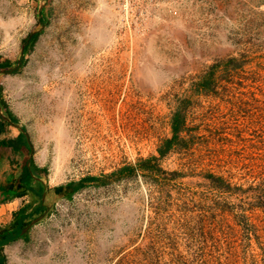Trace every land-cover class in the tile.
Returning <instances> with one entry per match:
<instances>
[{
  "label": "rangeland",
  "instance_id": "1",
  "mask_svg": "<svg viewBox=\"0 0 264 264\" xmlns=\"http://www.w3.org/2000/svg\"><path fill=\"white\" fill-rule=\"evenodd\" d=\"M6 59L49 195L4 264H264V0H0Z\"/></svg>",
  "mask_w": 264,
  "mask_h": 264
},
{
  "label": "crops",
  "instance_id": "2",
  "mask_svg": "<svg viewBox=\"0 0 264 264\" xmlns=\"http://www.w3.org/2000/svg\"><path fill=\"white\" fill-rule=\"evenodd\" d=\"M3 121H5L4 126L0 128V150L3 152L0 161L3 160V156L10 162L14 161L15 169L13 168L6 175L0 172L1 209L10 213V217L15 214L16 223L25 225L28 221H33L43 214L49 192L43 190L45 180L42 177L41 165L35 161H33L34 164L31 162L30 150L22 136L21 127L23 125L18 122L12 123L5 114H1L0 122ZM42 191H44L43 194ZM38 198L41 203L35 207V211H26L24 205ZM7 216L9 217L8 214ZM8 217H3L0 213V221L7 220Z\"/></svg>",
  "mask_w": 264,
  "mask_h": 264
},
{
  "label": "trees",
  "instance_id": "3",
  "mask_svg": "<svg viewBox=\"0 0 264 264\" xmlns=\"http://www.w3.org/2000/svg\"><path fill=\"white\" fill-rule=\"evenodd\" d=\"M41 31L42 30L39 29V30H34L33 32H31L29 34V37H28V43L34 42L39 37ZM232 60H234V59L233 58L232 59H228L227 63L232 61ZM21 64H23V62L19 63L18 67H15V66L12 65V61L10 59H6V60L0 62V68H2V71L15 72V71L20 69ZM213 75H214V73L213 74L211 73V75L208 74V75H206L203 78V80H202V83H203L202 86L203 87L207 88L211 84V82L213 81ZM5 116L12 123L18 122V119L10 111H7ZM4 122L5 121L0 122V128L2 126H4ZM21 128H22V136L24 137L29 150H31L32 149V144H31V142L29 140V136H28V133L26 131V128L24 126H22ZM167 142L171 143V139H169ZM1 143L5 144V142H1ZM31 162H32V164H34L32 159H31ZM143 165L146 166L145 164H143ZM143 165H141V166L143 167ZM133 168L134 167L131 166V165H124L123 167L120 168L119 172H122V171H125V170H129V169H133ZM112 174H114V173H112ZM217 178H219V177H217ZM99 179H100L99 176L88 175V176L82 177V178H80L78 180L71 181L69 183V186L71 188V191L75 192V191L80 190L83 187H86L88 184H90L92 182L98 181ZM263 194L264 193H261L260 195H258L257 200H256V202L254 204H256L257 207L263 208V210H264V195ZM15 226L16 227H14L12 230H8L7 229V230H5L3 232L2 236H1L2 237V239H1L2 240L1 241V243H2L1 244V249L3 248L4 244H6L9 241H11V240L23 235V229H24L23 224H21V223L18 224V222H17ZM0 264H4V256L0 257Z\"/></svg>",
  "mask_w": 264,
  "mask_h": 264
},
{
  "label": "built area",
  "instance_id": "4",
  "mask_svg": "<svg viewBox=\"0 0 264 264\" xmlns=\"http://www.w3.org/2000/svg\"><path fill=\"white\" fill-rule=\"evenodd\" d=\"M121 3L127 8V10L132 6L135 0H120Z\"/></svg>",
  "mask_w": 264,
  "mask_h": 264
}]
</instances>
